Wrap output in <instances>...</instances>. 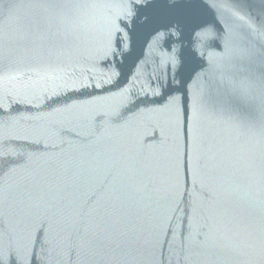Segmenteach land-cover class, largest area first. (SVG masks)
<instances>
[{"label": "water", "instance_id": "95a60500", "mask_svg": "<svg viewBox=\"0 0 264 264\" xmlns=\"http://www.w3.org/2000/svg\"><path fill=\"white\" fill-rule=\"evenodd\" d=\"M0 264H264V0H0Z\"/></svg>", "mask_w": 264, "mask_h": 264}]
</instances>
